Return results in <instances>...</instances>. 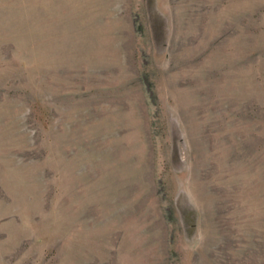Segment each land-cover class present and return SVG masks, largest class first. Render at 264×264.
<instances>
[{
  "label": "rangeland",
  "instance_id": "374dc122",
  "mask_svg": "<svg viewBox=\"0 0 264 264\" xmlns=\"http://www.w3.org/2000/svg\"><path fill=\"white\" fill-rule=\"evenodd\" d=\"M0 264H264V0H0Z\"/></svg>",
  "mask_w": 264,
  "mask_h": 264
}]
</instances>
